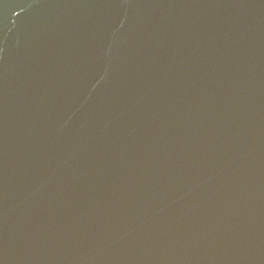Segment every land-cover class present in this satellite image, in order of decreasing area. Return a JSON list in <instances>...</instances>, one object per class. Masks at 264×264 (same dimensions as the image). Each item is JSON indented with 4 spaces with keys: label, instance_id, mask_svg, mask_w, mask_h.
Masks as SVG:
<instances>
[{
    "label": "water",
    "instance_id": "water-1",
    "mask_svg": "<svg viewBox=\"0 0 264 264\" xmlns=\"http://www.w3.org/2000/svg\"><path fill=\"white\" fill-rule=\"evenodd\" d=\"M0 264H264V0H0Z\"/></svg>",
    "mask_w": 264,
    "mask_h": 264
}]
</instances>
